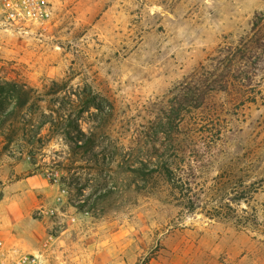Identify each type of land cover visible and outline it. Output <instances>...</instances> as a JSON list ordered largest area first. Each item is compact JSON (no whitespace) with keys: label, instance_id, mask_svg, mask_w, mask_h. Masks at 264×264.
<instances>
[{"label":"rangeland","instance_id":"374dc122","mask_svg":"<svg viewBox=\"0 0 264 264\" xmlns=\"http://www.w3.org/2000/svg\"><path fill=\"white\" fill-rule=\"evenodd\" d=\"M47 1L45 25L0 19V77L38 100L0 132L8 241L43 264H264V0Z\"/></svg>","mask_w":264,"mask_h":264},{"label":"built area","instance_id":"2783aa9c","mask_svg":"<svg viewBox=\"0 0 264 264\" xmlns=\"http://www.w3.org/2000/svg\"><path fill=\"white\" fill-rule=\"evenodd\" d=\"M47 0H0V19L11 25H45L51 17ZM0 264H43L39 253L25 252L18 244L0 239Z\"/></svg>","mask_w":264,"mask_h":264},{"label":"trees","instance_id":"16d2710c","mask_svg":"<svg viewBox=\"0 0 264 264\" xmlns=\"http://www.w3.org/2000/svg\"><path fill=\"white\" fill-rule=\"evenodd\" d=\"M264 21V13L260 16H256V25L259 26V23ZM263 42V43H262ZM256 47L261 48L264 44V41H262V37H258L255 41ZM253 44V46L255 45ZM249 45L248 48H239V58L237 61L242 63L244 61H249L248 57L246 56V50H253L254 47ZM243 78H249V75H245ZM244 80V79H242ZM35 90L31 87H29L26 83L21 82L17 79L7 78V77H0V132L5 128L6 124L10 120L11 117L15 116L16 113L21 109H25L28 104L31 101H38L35 100ZM91 106L96 107L98 110H103L104 106H102L100 103L96 102L95 100L89 101L83 108L82 111L88 110ZM40 118L42 120L39 123V127L36 130V134L39 135L41 133V128L46 123L51 122L50 119H48L47 115H45L44 112H42L40 115ZM46 117V118H45ZM77 132L81 135H84V133L81 131L80 128L77 129ZM78 146H80L79 141L76 143ZM168 172V171H167ZM168 176L171 178V174L168 172Z\"/></svg>","mask_w":264,"mask_h":264},{"label":"crops","instance_id":"0c3cea01","mask_svg":"<svg viewBox=\"0 0 264 264\" xmlns=\"http://www.w3.org/2000/svg\"><path fill=\"white\" fill-rule=\"evenodd\" d=\"M21 226L22 225L20 222H18V219L12 220L11 218H3L0 221V239L10 240V232L14 231V228L18 229ZM29 250H33V248L29 247Z\"/></svg>","mask_w":264,"mask_h":264}]
</instances>
